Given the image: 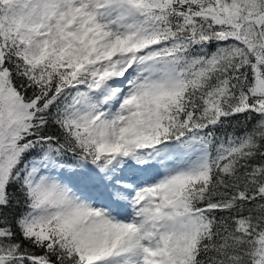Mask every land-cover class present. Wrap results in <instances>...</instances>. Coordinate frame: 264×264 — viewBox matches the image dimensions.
<instances>
[{
	"label": "snow or ice",
	"instance_id": "snow-or-ice-1",
	"mask_svg": "<svg viewBox=\"0 0 264 264\" xmlns=\"http://www.w3.org/2000/svg\"><path fill=\"white\" fill-rule=\"evenodd\" d=\"M0 264H264V0H0Z\"/></svg>",
	"mask_w": 264,
	"mask_h": 264
}]
</instances>
